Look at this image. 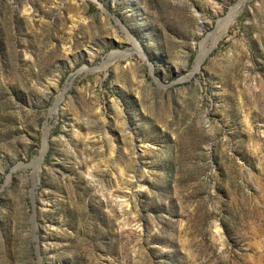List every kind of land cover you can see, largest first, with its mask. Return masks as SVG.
Listing matches in <instances>:
<instances>
[{
  "label": "rangeland",
  "instance_id": "1",
  "mask_svg": "<svg viewBox=\"0 0 264 264\" xmlns=\"http://www.w3.org/2000/svg\"><path fill=\"white\" fill-rule=\"evenodd\" d=\"M0 264H264V0H0Z\"/></svg>",
  "mask_w": 264,
  "mask_h": 264
},
{
  "label": "bare ground",
  "instance_id": "2",
  "mask_svg": "<svg viewBox=\"0 0 264 264\" xmlns=\"http://www.w3.org/2000/svg\"><path fill=\"white\" fill-rule=\"evenodd\" d=\"M244 4H245V2H243V3H241V4H239L238 6H236L234 9H232V12L230 13V15H229V17L228 18H226L223 22H222V24H221V26H220V35H222L223 33H225V31L229 28V26H231L234 22H235V20L238 18V16L241 14V12H242V10L244 9ZM219 34V33H218ZM220 36H218V38H219ZM218 38H215V40L216 39H218ZM213 42V41H212ZM206 45V44H205ZM207 46V45H206ZM210 49H211V47H210ZM202 50H204L203 48H202ZM205 50H206V48H205ZM210 51V50H209ZM201 55V54H200ZM207 55V52H204L203 54H202V56H201V58H200V62H198V63H202V61L204 60V58H205V56ZM200 57V56H199ZM199 61V60H198ZM199 67V66H198Z\"/></svg>",
  "mask_w": 264,
  "mask_h": 264
}]
</instances>
